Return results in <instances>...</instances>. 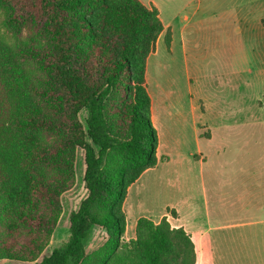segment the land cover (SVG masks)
Returning a JSON list of instances; mask_svg holds the SVG:
<instances>
[{"label": "trees", "instance_id": "1", "mask_svg": "<svg viewBox=\"0 0 264 264\" xmlns=\"http://www.w3.org/2000/svg\"><path fill=\"white\" fill-rule=\"evenodd\" d=\"M164 30L140 0H0V261L197 264L166 216L123 238L128 189L158 164L145 75ZM79 150L87 195L68 215ZM65 219L68 240L41 259ZM94 227L106 240L87 253Z\"/></svg>", "mask_w": 264, "mask_h": 264}, {"label": "rangeland", "instance_id": "2", "mask_svg": "<svg viewBox=\"0 0 264 264\" xmlns=\"http://www.w3.org/2000/svg\"><path fill=\"white\" fill-rule=\"evenodd\" d=\"M144 1L149 3L148 0ZM156 2L163 10L165 21H168L166 16L174 12L171 8H178L177 0ZM242 2L234 3L236 6ZM227 4L230 5V2ZM199 15L206 20L198 39L202 44L198 48L194 45L188 47L186 61L179 44L178 30L175 32L173 48L167 46L165 35L162 34L156 43L155 53L150 55L149 90L155 95L156 101L154 120L151 115V122L158 128L155 129L161 154L170 157L179 153L197 154L187 165V180H184L185 177L182 179L190 188L186 194L197 199L201 205L195 218V224L203 234L204 257L199 258V264H264V237H261L264 235L263 35L259 39L258 30L245 24L236 13L232 23L228 24L216 9L202 10ZM222 24L227 27L224 28L226 25ZM195 36L198 34L191 35V39ZM225 57L248 59V63L226 65L222 62ZM238 69H243L244 73L240 71L237 74ZM198 88L200 93L195 92ZM201 103L207 111L201 115L197 110L195 122L192 107ZM86 116L83 111L80 115L83 122ZM200 124L208 126L213 135L212 140L200 137ZM209 133L208 129L204 130L202 136L208 137ZM78 153L81 155V179L62 198L68 215L78 209L87 195L82 179L84 153L82 150ZM163 170L161 167L146 174L128 193L124 204L128 213L127 228L123 235L125 240L135 238L136 221L140 217L158 222L162 213H167L165 205L181 196L169 190L167 182L162 179ZM213 193L221 196L223 203L212 204L216 207L219 205V209L214 208L215 213L210 218L203 203L205 197L208 199ZM240 195L246 197L245 209H241V202L237 201ZM240 222L248 224L237 227L231 225ZM243 235L249 236V239L243 240ZM69 236V223L65 219L56 228L41 259L54 248L60 247ZM105 240L106 232L94 227L86 240L87 253L98 248ZM0 264L32 263L1 260Z\"/></svg>", "mask_w": 264, "mask_h": 264}, {"label": "crops", "instance_id": "3", "mask_svg": "<svg viewBox=\"0 0 264 264\" xmlns=\"http://www.w3.org/2000/svg\"><path fill=\"white\" fill-rule=\"evenodd\" d=\"M145 6L148 8L155 7L159 11V17L164 25L165 30L162 34H166L167 30L171 31L172 39L170 48H173L175 43V32L178 30L179 32V44L181 45V49L183 51L184 60L186 61L188 59V53L187 49L188 47H191V45H194L195 48H198L202 42L198 39L201 36L202 33V25L206 21L200 16V12L202 10L204 11H213V9L219 10V13H221L222 17L225 18L226 24L232 23V18L234 17L235 13L236 16H241L245 22V24H250V26L254 27L258 30V38L260 39V36H262V41L264 42V26L262 25V20L264 19V0H177L178 1V8L173 7L171 8L172 11H174L172 14H169L166 16V19L168 21H165L163 18V10L159 7L156 0H148L149 3H147L144 0H140ZM168 2H174L175 0H167ZM235 1H243L242 3H239L235 6ZM203 2H205V5L203 7ZM230 2V5L227 3ZM169 7V5H167ZM170 8V7H169ZM177 8V9H174ZM203 8V9H202ZM202 9V10H201ZM229 18V21L227 20ZM222 24V25H226ZM177 26V28H175ZM227 25L224 27L226 28ZM190 30V31H189ZM192 31V32H191ZM198 32V33H197ZM161 34V35H162ZM198 34V36L194 37V39H191V35ZM160 35V36H161ZM202 38V37H201ZM160 37L157 41H159ZM171 50V49H170ZM155 53V52H154ZM149 58L147 60V66H146V86L148 94L151 98V115L152 119L154 120V111L156 106L155 101V95L149 90ZM222 62L227 64H237L236 62H240L242 65L248 63V59H234L232 57H225L222 59ZM241 70L238 69L236 72L237 74ZM243 74L244 70L241 71ZM192 88L190 84V89ZM193 91V88L191 89ZM195 92H201L198 89H196ZM201 100V99H200ZM193 118L196 122L197 117V110L200 111L201 115H204L207 111L206 106H204L202 103L199 106L193 105ZM200 118V117H199ZM155 128H157L156 124L153 123ZM201 127L202 133L204 130H209V136H202V133H200L201 138H206L209 140L213 139V135L211 133V130L208 128L207 125H199ZM158 129V128H157ZM157 157H158V164L155 168L148 169L142 173V175L139 177V179L132 184L129 189L128 193L130 192L131 188H133L136 183H138L146 174L156 171L160 169L161 167L164 169L162 174V179H165L167 182V186H169V190H174L172 194L179 193L181 196L177 198L175 202H170L165 205V208L167 209V213H162L160 219L164 216L167 217L171 227L173 228H183L187 233L191 235V238L196 246V252H197V264H199L198 260L201 257H204L203 253V234L200 233V229L197 228L195 221L196 216L198 214V209H200L197 199H194L191 195L186 194L187 191H190V188L187 187L184 180H187L188 170L187 165L191 164V162L197 157V154L194 153H188V154H176L175 157H170L166 154H161L159 145L157 148ZM202 160V156L200 158V161ZM155 173V172H154ZM156 176V174H154ZM185 177L183 180L182 178ZM184 183V184H183ZM184 185H186V188H184ZM203 190L205 191V183L202 181ZM264 194V190H262ZM127 193V196H128ZM205 193V192H204ZM128 197H126L127 199ZM244 196H238L237 201L241 202L240 208L245 209L247 206V203L245 202ZM216 203H223V199L221 196H219L216 193H213L210 198L207 199L205 197L203 206L205 209H208V216L211 218L212 213H215L214 208L219 209V205L212 206V204ZM126 204V200L125 203ZM233 204V203H232ZM213 211V212H212ZM127 213V211H126ZM128 214V213H127ZM207 215V214H206ZM248 222H240V223H232L231 225L233 227L237 226H245ZM249 236L243 235L241 238L243 240H248ZM261 237H264L262 235ZM198 246V247H197ZM200 248L201 254L198 255V249Z\"/></svg>", "mask_w": 264, "mask_h": 264}]
</instances>
